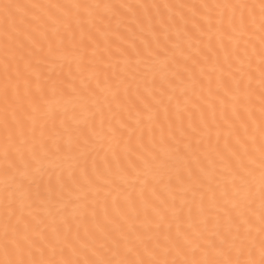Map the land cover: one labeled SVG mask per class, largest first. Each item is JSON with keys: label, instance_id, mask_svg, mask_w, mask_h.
<instances>
[{"label": "snow or ice", "instance_id": "6c2138e0", "mask_svg": "<svg viewBox=\"0 0 264 264\" xmlns=\"http://www.w3.org/2000/svg\"><path fill=\"white\" fill-rule=\"evenodd\" d=\"M0 264H264V0H0Z\"/></svg>", "mask_w": 264, "mask_h": 264}]
</instances>
